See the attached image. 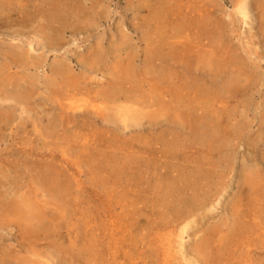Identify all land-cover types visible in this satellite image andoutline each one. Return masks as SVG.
<instances>
[{
	"label": "rangeland",
	"instance_id": "374dc122",
	"mask_svg": "<svg viewBox=\"0 0 264 264\" xmlns=\"http://www.w3.org/2000/svg\"><path fill=\"white\" fill-rule=\"evenodd\" d=\"M5 1L13 21L0 25V40L32 41L47 54L41 45L46 21L37 13L42 1ZM236 1L83 0L70 9L64 41L44 54V67L22 69L0 58L2 78L9 74L23 87L34 84L35 102L52 97L48 109L66 106L64 115L52 109L43 118L21 115L18 108L0 123V264H88L91 254V264H187L197 259L195 240L227 232L235 203L247 196L261 204L257 225L249 227L251 261L264 264V0H249L248 19ZM19 10L30 15L26 21ZM155 48L166 59L155 57ZM66 49L67 82L50 86L51 67ZM124 78L135 97L115 86ZM230 84L235 88L223 91ZM170 86L182 92L175 105L192 112L193 120L158 113V98L169 101ZM206 86L225 92L216 91L207 109L197 100ZM206 110L225 127L223 140L192 131L190 124ZM207 168L205 191H219L197 230L182 234L181 246L183 225L157 229L168 215L163 205L172 199L164 196L165 187L180 172L193 179ZM50 176L66 187L64 197L49 189ZM249 177L262 188L251 193L243 181ZM31 206L40 216L22 219L19 211L30 215Z\"/></svg>",
	"mask_w": 264,
	"mask_h": 264
},
{
	"label": "bare ground",
	"instance_id": "6f19581e",
	"mask_svg": "<svg viewBox=\"0 0 264 264\" xmlns=\"http://www.w3.org/2000/svg\"><path fill=\"white\" fill-rule=\"evenodd\" d=\"M34 1H36V0H34ZM41 1L43 4V7H42V10L41 11L38 10L37 13L38 14L42 13V15L45 17V21H46V24L42 23V26H41V30L43 31L44 38H45L46 42L41 44V45H42V48L48 49V51H47L48 53L47 54L44 53L45 55L48 56L51 51H54V50L57 51L56 48H58L59 45H62V43L64 41V34L68 31L67 28L70 26V23H69V18L71 15L70 9L74 8L76 4H77V7H79V5H82L83 0H41ZM249 7H250V1L249 0H237L236 1V9L239 11L242 18H244V19H248L250 16ZM12 11L13 10L11 8L10 9L7 8L5 0H0V25H4L6 23H12V21H13ZM18 14L19 15L22 14V16H20L22 21H26V18L30 16L27 14L23 15L22 10H19ZM154 14L158 15V16H162V12L160 9H155ZM22 27H25V26H22ZM15 41H16L15 39H13L12 41H10V40L5 41L3 39L0 40V48H1L0 49V58L6 62L5 65H7V63L9 65L14 64L17 67L22 68V69L23 68L38 69L40 67H44L43 63L46 61V56L44 54H42L41 52H39V49L36 47V45L32 41H26V42L21 41V43L15 42ZM3 45L5 47H8L10 49V51L4 50L2 48ZM160 49H161V46H160L159 50ZM1 50H3L4 52H2ZM153 53H154L155 57H157V58L166 59V57H167V55L164 52L162 53V52L156 51V48L153 50ZM62 54H64L65 56L62 57V60H60L59 64L51 67V77L52 78L48 82V84L50 86L60 84L61 82H65V81L67 82V77L69 75V71H68L69 66L67 65V49H66L65 53H62ZM95 60H96V58H95ZM205 62H206V64L213 66V65H215L214 62H216V61L209 59V58H206ZM240 70H242V69H240ZM128 73L130 75L131 72H128ZM7 77L9 79H7ZM234 77L235 76H233L232 78H234ZM126 79L127 78L121 79L120 82H114V84H115V86H120V84L123 85V89L121 87L119 90L121 92L123 90L122 93L126 94L125 96L128 97V99H130L129 98L130 96H128V95L129 94L132 95L134 93L133 95L135 97V92H133L135 90H134V88H132L131 85H130V87H127V89L124 87V86H126L127 83H129V84L131 83L128 81V79L127 80ZM132 79H133V77H132ZM236 79L234 81H236ZM231 81H232V79H231ZM233 88H235V84L234 85L230 84V86L222 87L223 91H226L227 93L229 91H232ZM187 89L188 88L186 87V90ZM188 91L189 90H187V92ZM216 91H219V93H221V94L222 93L225 94V92H220L219 89H214L213 86H209V87L206 86L204 88H199L198 89L199 94L197 95V100H199V102L202 105H204V108L207 109L208 104L209 103L211 104L210 100L212 98L216 99V97L218 95ZM35 94L36 93L34 91V84L30 83V85L23 87L19 81L18 82L12 81V79H10L9 74H7L3 78L0 75V123L8 122L10 119H12L14 116H16V112H17L18 108L21 109V112H20L21 115L23 113H25L26 115L29 116V118H39V117L43 118L44 116L52 115V109H53V111H55V113L53 112L55 114V116L57 114H58L57 116H60L61 114L64 115L66 113V111L64 109L66 106H64V105H59L61 107H59L58 112H57V109H55V108H49L48 109L46 107V105H48L49 103L53 104L54 101L52 99H54V98H52V97H45V99L42 102H35L34 101V99L36 100ZM165 95H170L169 101L164 100L163 97L158 98V100H159L158 105L159 106L158 105L157 106L161 109L158 112L160 115H165L166 117H173V116L182 117L184 120L188 119L189 116L191 117V115H193V113L190 112L189 110L188 111H181L175 105L177 103V101L182 99L181 98L182 92L180 90H178V88L176 89V88H173L170 86L166 90ZM165 95H163V96H165ZM133 101H131L132 104L134 103ZM135 101H137V100H135ZM34 103L37 105H34ZM138 105H139V103H138ZM68 108H70V107H68ZM134 110H136V109H134ZM134 110H132V111H134ZM143 112H145V110ZM210 112L206 110V112H205L206 114H204L202 117H200V120H198L197 119L198 117L196 118V116H195L194 119H197V120H195L196 124L195 123H193V124L189 123V124L191 125V129L193 132H200L199 137L204 136V138L205 137L211 138L213 140L215 139V141H216V139L221 136L220 133L226 132V131L224 130L225 127H224V129L222 128V125L220 124V122H216V120H214L212 118V116H210ZM151 113L153 114V112H151ZM146 114H147V112H146ZM152 114H150V115H152ZM153 116L154 115H152V119H153ZM135 118H137V117H135ZM135 118H133V119L135 120ZM155 118H156V116L154 117V119ZM191 120H193L192 117H191ZM0 129H2V128H0ZM221 137L223 140L224 139L223 136H221ZM200 139L203 141L202 138H200ZM202 141H201V143H202ZM167 152L172 153V150L170 149ZM162 154L165 156L171 155V154H167L166 152H164ZM171 157H176V156L173 153L171 155ZM116 168H118V167H116ZM208 169L209 168L201 170L200 174H196V176L192 175L193 179H191V176L188 177V176L183 175L184 171L182 173L180 172L179 176H175V179L172 180V181H174V183L171 182L170 184H168L165 187L166 192L164 193V196L168 200L170 197H172V199L167 201V203L171 206H170V208H168L167 203H165L166 200H161L160 203L162 205H163V203H165L163 206L167 207L166 210L167 211L169 210V211L167 213L168 214L167 218L164 216V218H166L165 220L157 222V229H159L158 225H160V224H162V226H163L161 228H170L171 230H176L178 227L183 225L182 229L179 228L180 229V238L182 241L180 244L181 246H183V244L185 243L183 241V235L182 234L184 232L189 231V229H191V228L193 230H197V227L199 226L198 221L200 220V217H204L205 215H208L205 212H206V210L209 211V204H211L213 202V199H214L213 196H215L219 191V189H217L218 191H215L216 192L215 194H213L212 192L209 193V192H207V190L205 191V187L207 186V184H204L203 180L208 179V177L210 175L208 173L210 170H208ZM195 170H198V169H195ZM214 175H215V173H214ZM250 176H251V174H250ZM52 178H54V176H50V178L46 179V181H45L49 184V186H50L49 189H51L52 192L55 191V193H56V191H57L58 195L60 196L61 194H63L62 188L65 191H67L66 187L64 185H62L61 182L58 183L57 182L58 180L56 178H54L55 180ZM245 178H243V179H245ZM48 180H51V181L49 182ZM243 181H244V184L250 183V185L248 184V186H249L248 188H249V191H251V193L254 190L256 192V190H259V188L260 189L262 188V187H260L261 184L259 185L253 177H251V178L249 177L248 179H245ZM179 182H182L183 185H180ZM219 182L220 181H218L217 183H219ZM53 186H55L56 188ZM186 187H189L188 189H191L192 195H189V197H187L188 193L184 192ZM210 191H211V189H210ZM62 197H64V196H62ZM239 198H241V197H239ZM244 201L245 200L243 197H242V200L240 199L238 202H237V200H235V202H237L234 205V206H236V208H234V210L236 209L235 210L236 212L233 213V211H232V214H233V218L231 217L232 223L230 222L231 226L228 228L227 232L216 233L215 231H213L210 233V235H208V236L203 235L202 239L200 238L198 240H195L196 242L194 243L192 251L195 253L197 259H195V260L194 259H192V260L188 259L187 264H195L196 261L201 262V264H253L251 261L252 249H251V246H249L250 244L248 242V239H249L248 233L250 231L249 227L251 228L250 225H254V226L257 225L256 219L258 217L257 216L258 212L256 213L255 209L258 208L261 204H260V202H258L259 201L258 199L252 198L249 196H247V200L245 201V203H244ZM251 205L253 207H255L253 212H251V207H252ZM30 209H31L30 211L28 210L30 215L28 214V212L19 211L22 219L25 220L29 216L32 218H34V217L38 218L40 216L39 209L32 207V206ZM15 212H16V210H15ZM253 232H256V231H253ZM31 233L33 234V232H31ZM205 234H206V232H205ZM253 234H255V233H253ZM193 235H195V231L193 232ZM25 246H27V245H25ZM25 246L20 245V248L25 250L26 249ZM33 248L29 247V251L36 253L35 248L34 249ZM14 250H16V249H14ZM60 251H61V253H64V254L65 253L70 254V252H71V251H69V249L67 251V250H62V248L60 249ZM58 252L59 251H57V253ZM180 252H182V254L185 256V252H183L182 250H180ZM74 258L75 257L73 256L72 259L74 260ZM94 258H95V255L91 254L89 256V258L87 259L88 264H91L92 263L91 260H93ZM69 259H70V257H69ZM71 260H69V262H72Z\"/></svg>",
	"mask_w": 264,
	"mask_h": 264
}]
</instances>
